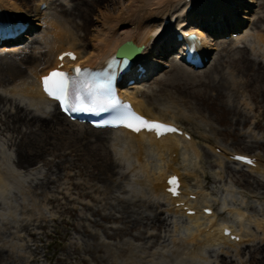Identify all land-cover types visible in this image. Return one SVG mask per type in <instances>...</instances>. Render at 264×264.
Returning a JSON list of instances; mask_svg holds the SVG:
<instances>
[{"label": "rangeland", "instance_id": "obj_1", "mask_svg": "<svg viewBox=\"0 0 264 264\" xmlns=\"http://www.w3.org/2000/svg\"><path fill=\"white\" fill-rule=\"evenodd\" d=\"M12 1L22 8L25 15L34 17L39 10L41 0ZM128 1L49 0L46 17L70 30L73 34L72 41L77 39L75 40L78 43L77 47L83 48V45L91 43L93 35L101 29L102 15L100 14L116 16L122 7L128 5ZM251 2L252 0H238L237 3L233 1L230 3L229 0L230 7L235 9L234 20L241 25V29L236 30L239 36L233 38L232 34L228 33L221 38H210L209 41L216 50L210 53V59L205 68L193 71L173 61L172 57L167 56L166 59L159 57L169 67L159 68L153 76L131 92L137 95L144 109L156 114L174 116L190 133L194 134L202 153L199 159L189 160V170L197 171L200 174V180L198 183L194 179H186L187 186L194 187L193 190H198L199 185L204 186L208 191H203V200L214 199L215 202L212 203L214 211L218 212L221 220L228 222H234V217L223 211L225 200L232 208L239 206L245 208L250 217L264 218V195L262 194L264 190L257 188V184L264 180L227 162L220 167L218 158L214 156L215 153L208 148V145H211L216 146L219 151L224 150L231 154H250L259 157L264 164V58L260 51H251L250 42L254 34L264 31V0H255L254 4ZM66 11L72 15H66L64 13ZM142 14L144 17L148 16L145 11ZM43 23V20L32 21V29L35 32L33 35H27V39L23 40L24 44L17 47L18 53L25 52L37 57L33 67L26 69L21 77H11L5 66L9 61H18L20 57L13 58L10 54L0 55V95L8 98L0 106V171L4 176L3 184L0 186V188L3 187L0 189V256L2 257L0 264H82L79 262L80 259H87L88 264H98L92 261L89 254V251H92L97 256L100 246L97 245L96 240L76 233L71 228L68 229L69 235L65 234L64 222L80 223L81 220L65 212L67 202L63 195L66 194L74 200L70 207L78 208L80 215L94 220L82 206V204L95 206L94 201L78 196L79 191L74 189L73 183L87 185L86 192L92 193L97 189L99 193L93 195L100 199L105 192L111 193L114 197L120 195L130 200L132 197L128 195V192L148 189L145 185L137 188L135 181L143 180L142 175L134 172L126 161L123 163L120 156L112 149H107L108 146L104 143H94L96 140L94 136L82 129L83 127L69 124L65 119L52 122L44 129L41 122L29 127L18 128L17 126L15 129L9 127V114L15 113L17 107L25 108L30 117L34 115L45 117L55 113L53 107L43 113L42 109L30 106L25 97L15 99L8 94L10 87L32 82L33 70H43L47 67L42 58L49 52L50 40H47L45 36L50 29ZM33 38H36L38 43H33L30 48ZM248 59L262 63V69L256 67L249 72L250 65L246 64ZM222 79L223 86L220 84L223 83ZM167 92H172L175 97L184 101V105L179 110L167 105ZM20 144L23 152L29 155L45 153L43 160L36 162L33 167H20L17 164ZM107 151H110L108 155L115 164V172L129 175L128 177L115 182V178L107 180L101 176L107 166L105 160ZM58 164L62 170L60 172L62 176L57 179L56 184L46 183L50 186L47 190L43 187L45 184L41 183L45 176H51L54 170L52 166ZM204 173L218 182L207 185V181L203 179ZM219 173L222 174L223 180L217 178ZM121 190L123 192L119 193ZM56 199L58 201L51 203ZM251 205L254 208L250 210L247 207ZM165 211L161 208L159 212ZM106 212L109 213L108 207ZM165 216L168 217V214ZM98 221L105 228H124L121 222L107 223L99 218ZM85 223L96 235L99 243H107L113 247L120 243V240L108 239L103 228L93 227L88 220ZM249 228L252 229V226ZM139 230L133 231L132 235L136 236ZM149 233L164 236L163 232L155 228L149 230ZM122 239L133 247L141 245V242L134 241L131 236ZM260 245L259 242L244 245L241 260L231 264H257L252 261L250 253L260 248ZM170 248L168 251L156 246L153 251L165 252L167 257L155 259L154 264L157 262L189 264L183 263L179 255L172 257L170 253L173 248ZM75 249H78V254H74ZM181 252H185L184 248ZM210 253L212 250H208L204 257L206 256L213 263L218 257H208L212 256ZM47 258L50 262H47ZM256 258L258 260L261 256L256 254Z\"/></svg>", "mask_w": 264, "mask_h": 264}, {"label": "bare ground", "instance_id": "obj_2", "mask_svg": "<svg viewBox=\"0 0 264 264\" xmlns=\"http://www.w3.org/2000/svg\"><path fill=\"white\" fill-rule=\"evenodd\" d=\"M237 3L238 0H230ZM46 3L48 5L49 0H41V4ZM187 0H129L128 5L121 8L118 15L104 14L102 15L101 29L93 35L91 43L83 45V48H79L78 43L72 41L73 34L70 30L63 28V26L46 17L47 12L42 13L41 10L36 12L34 17L27 16L23 13L21 7L16 6L12 0H0V12L3 16L15 15V17L24 16L27 20L33 22L44 21L43 24L49 26L50 31L46 34L45 38L50 40L48 42V51L42 58L45 60L47 67L43 70H33L32 82L28 84L15 85L10 87L8 94L12 97L23 98L25 97L30 106L38 109H48L49 106H53L52 103L43 96L41 92L40 79L43 74L49 70L54 69L57 65V56L64 53L67 50L77 51L79 56V64L82 67H90L97 69L102 67L105 62L120 49V46L126 42H134L139 47H145L143 51V58L140 61H146V54L151 59H158L156 55L166 57L170 51V45L174 39V34L169 29L164 28L160 30L163 24L158 22V19H164V17L170 16V19H174L175 16L183 17L186 15V9L190 5L195 7L194 14L190 15V20L193 25H201L206 32L217 30L221 31L225 26L232 28L236 23L232 21V15L235 9L230 7L229 0H193V3L187 4ZM252 4L255 0H252ZM241 5L240 3H238ZM148 14L144 17L142 12ZM66 15H72V13L66 11ZM239 18V17H237ZM245 19V17H240ZM188 22V23H190ZM162 23V22H161ZM37 26H40L37 24ZM31 29V34L35 32ZM173 32V31H172ZM51 39H50V37ZM205 37V36H204ZM44 38V37H43ZM206 38V44L209 45V52L216 50L209 41V37ZM32 43H38L36 38L32 39ZM72 41V43H71ZM79 42V40H78ZM251 51L259 52L263 54L264 58V31L257 32L251 37ZM22 43V42H21ZM47 45V42H46ZM15 47V46H14ZM26 48V47H25ZM5 51V50H4ZM10 57H20L18 61H9L5 66L8 69V74L11 77H21L24 71L28 68H32L37 57L24 53H18L16 48L10 49ZM24 51V50H23ZM1 52V51H0ZM2 54V53H0ZM15 55V56H14ZM152 60L153 65H163L160 59ZM16 60V59H14ZM141 62V63H142ZM22 63V65H20ZM246 64L250 65L249 72L257 69H262V63H256L250 59L246 60ZM224 80L222 79L221 82ZM222 86L224 85L223 83ZM168 103L176 110H179L184 101L181 98L175 97L172 92L166 94ZM125 98L130 104L145 116L147 115L152 120H160L165 123L180 125V120L174 116L166 114H156L150 110L144 109L143 103L138 100L137 95H133L126 92ZM11 99V98H10ZM9 99V100H10ZM8 98L0 95V106L3 105ZM12 101V99H11ZM15 113L9 114V127L13 129L22 128L23 126H31L37 122H41L43 129L48 127L52 122H60L62 115L59 113L58 108L54 114L49 116L40 117L30 115L26 112L25 108H16ZM1 110V109H0ZM88 133H91L96 139L94 143H104L108 146L107 149H112L115 154L120 156V160L132 167L134 172L142 175L143 180H136V187L145 185L148 190L138 191L137 194L129 193L132 197L130 200L122 198L120 195L112 196L111 193L104 192V199L97 198L94 193H99L96 189L92 193L86 192L87 185H80L73 183L74 189L78 190V196L81 198H89L94 201L95 206L89 204H82L86 211L90 214L91 218H85L84 215L79 214V210L76 207H70L74 200L64 194V199L67 202L65 212L72 215L75 218H80L81 222L72 223L64 222L65 234L69 235V228L74 229L76 233L85 235L88 238H93L97 241V245L100 248L97 250V256L92 251H89L92 261L98 264H154L155 259H163L167 257L166 253L154 252L156 246H160L168 251L173 248L170 255H179L182 258L183 263L189 264H231L236 260H241L243 254V246L246 244H252L259 242L260 248L256 249L251 255L252 261L257 264H264V218L258 219L256 216H248L245 208L238 207L232 208L228 201H223V209L226 213H230L237 220L239 226L237 227L232 221H223L220 219L218 212L213 209L214 199L203 200V191L205 187L202 185L197 186L198 190H193L194 187L189 188L185 179H194L199 183L200 174L197 171H190V159L197 160L200 158L201 150L197 144L196 137L193 135L190 141L184 138L169 136L161 140H156L155 136L151 135H132L126 131H97L94 129L82 128ZM19 131V129H17ZM93 142V141H92ZM90 142V143H92ZM208 148L213 152L216 151V147L208 145ZM105 154V160L107 166L104 168V178H111L116 182L129 175L115 172V164L111 157ZM17 164L22 167H33L36 162L43 160L45 153H38L35 155H29L24 153L20 144L18 148ZM218 158L220 167H223V163H230L237 166L230 159L228 153L215 154ZM259 159V157H258ZM182 163V164H181ZM194 164V163H193ZM257 168L250 169L251 174L258 176L264 180V164L259 159L256 164ZM193 166V165H192ZM240 167V166H237ZM54 170L51 176H45L41 184L47 190L50 184L58 183V180L62 175V171L59 164L53 165ZM136 173V174H137ZM177 174L183 181V197L173 199L168 195L166 190V179L171 174ZM217 178L223 180L222 174H217ZM203 179L207 181V185L216 184L218 181L212 178L209 174L204 173ZM103 180V179H102ZM4 176L0 171V186L3 184ZM100 183L99 181H96ZM197 183V184H198ZM206 186V185H205ZM3 188V187H2ZM0 188V189H2ZM257 188L264 190V182L258 183ZM208 191V190H206ZM123 190H121L122 193ZM136 193V192H135ZM264 195V192L262 193ZM191 196H196V200L192 201ZM235 199V198H233ZM233 199L231 201H233ZM58 201L52 200L51 203ZM163 201V203L161 202ZM115 202V203H113ZM185 202L186 204H184ZM244 202V201H243ZM178 203H183L181 208L176 207ZM99 204L101 206H99ZM108 207L109 213L106 212ZM161 208H164L165 212H159ZM209 208L213 210V215H205L204 211ZM253 209L251 205L247 207ZM194 211L195 215L190 216L187 212ZM168 214V217L165 215ZM165 216V217H164ZM98 218L107 223L121 222L124 228H105L100 224ZM94 227H100L104 229V232L108 239L117 241L120 240L117 246H111L109 244L99 243L96 235L87 227L86 220ZM252 229H248L251 227ZM155 228L161 234L149 233V230ZM225 228H231L233 234L240 238V242L237 243L229 238H226L223 234ZM141 229V230H139ZM136 236L132 235L133 231H138ZM131 236L134 241L141 242L143 246L140 248L133 247L130 243L123 241L122 238ZM184 248L185 252H181ZM208 249H212L211 258L218 257L213 263L209 259L204 257L207 254ZM74 254H78V249L74 250ZM222 254V255H221ZM256 254L261 256L257 260ZM169 255V256H170ZM220 255V256H219ZM2 257L0 256V261ZM50 262V259L47 258ZM80 263L88 264L87 259H80ZM155 264H162L157 262ZM164 264V263H163Z\"/></svg>", "mask_w": 264, "mask_h": 264}, {"label": "snow or ice", "instance_id": "obj_3", "mask_svg": "<svg viewBox=\"0 0 264 264\" xmlns=\"http://www.w3.org/2000/svg\"><path fill=\"white\" fill-rule=\"evenodd\" d=\"M71 58L75 59V56L71 55ZM61 59H64V57L62 56ZM74 73L75 75L73 76L59 70H54L42 80L44 89L48 95L59 100L66 110L70 108L73 111L77 110V104H67L66 102L69 101V99L79 102L81 100V93L91 98L97 90L105 87L103 84H97L93 87L88 79L91 74L83 72L80 68L74 69ZM133 119L138 118L133 117ZM140 123L144 124L146 127L149 126L147 121L140 120ZM129 127H131V125H129ZM150 127L159 128L164 126L160 124H152ZM166 130L172 132L177 131L172 128H167ZM237 159L243 158L237 157ZM248 162L251 163V161ZM174 180L175 178H173V181Z\"/></svg>", "mask_w": 264, "mask_h": 264}, {"label": "water", "instance_id": "obj_4", "mask_svg": "<svg viewBox=\"0 0 264 264\" xmlns=\"http://www.w3.org/2000/svg\"><path fill=\"white\" fill-rule=\"evenodd\" d=\"M127 46L133 47L134 48V52H136V54L140 55L143 51V48H137L133 45V43H128ZM121 53V49L119 50V54Z\"/></svg>", "mask_w": 264, "mask_h": 264}]
</instances>
